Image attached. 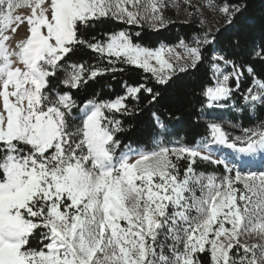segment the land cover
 Listing matches in <instances>:
<instances>
[{
    "label": "snow or ice",
    "instance_id": "obj_1",
    "mask_svg": "<svg viewBox=\"0 0 264 264\" xmlns=\"http://www.w3.org/2000/svg\"><path fill=\"white\" fill-rule=\"evenodd\" d=\"M245 8L0 0V264H264V169L245 163L264 160V118L245 128L220 113H264V45L240 59L207 25V11L231 27ZM170 9L203 27L175 45L139 43L131 29H166ZM113 23L127 27L99 30ZM129 67L144 82L96 91ZM201 69L199 140L171 139L156 112L148 142L120 139L122 118L161 98L149 75L166 86Z\"/></svg>",
    "mask_w": 264,
    "mask_h": 264
},
{
    "label": "trees",
    "instance_id": "obj_2",
    "mask_svg": "<svg viewBox=\"0 0 264 264\" xmlns=\"http://www.w3.org/2000/svg\"><path fill=\"white\" fill-rule=\"evenodd\" d=\"M231 2L245 5L246 8L237 15L231 27H227L226 22L218 27L220 41L227 50L234 51L238 58L244 59L253 47L264 45V0H231ZM172 21L175 23L160 31L151 30L147 26L143 29L132 28L131 30L141 32L142 39L138 41L139 43L147 47H157L160 43L175 45L180 39H187L196 29L203 27L198 20L175 19ZM123 27L127 26L113 23L102 26L99 30L108 31ZM84 59H89V56L85 55ZM257 68L259 69L260 65H257ZM146 75L138 68L129 67L123 75H117L115 80L107 76L103 78L96 91L101 92L106 98H115L123 94L124 80L129 83L144 82ZM205 79L203 69L199 73H177L164 86L158 85L149 75L148 86L158 91L161 98L152 105L147 103V98H142L138 105L142 112L131 119L122 118L125 121V131L120 134V139L125 143L129 140L148 142L155 131L152 112H156L173 132L171 139H183L186 142L199 140L205 132L202 126L203 120L197 115L200 111V89ZM220 113L223 114L222 119L230 125H240L245 128L256 127L260 119L264 118V113L241 114L225 110H220ZM129 128H131L130 131ZM228 130H232L231 127ZM236 134H239V131Z\"/></svg>",
    "mask_w": 264,
    "mask_h": 264
},
{
    "label": "rangeland",
    "instance_id": "obj_3",
    "mask_svg": "<svg viewBox=\"0 0 264 264\" xmlns=\"http://www.w3.org/2000/svg\"><path fill=\"white\" fill-rule=\"evenodd\" d=\"M207 0H193V3L200 4V3H206ZM28 12L27 9H21V14H26ZM167 16L171 20H189L185 15L178 14L175 9H170L167 11ZM226 22V18L222 15H218L216 13H213L211 11H207V25L211 26L213 28H218ZM246 164L252 167L253 170H261L264 169V160H261L260 157L252 158L250 161H245Z\"/></svg>",
    "mask_w": 264,
    "mask_h": 264
}]
</instances>
